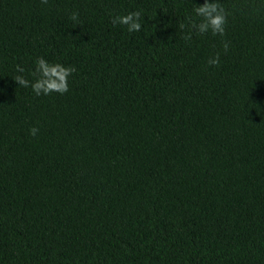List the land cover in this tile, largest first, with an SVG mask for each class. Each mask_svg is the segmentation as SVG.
I'll return each mask as SVG.
<instances>
[{
	"label": "trees",
	"instance_id": "1",
	"mask_svg": "<svg viewBox=\"0 0 264 264\" xmlns=\"http://www.w3.org/2000/svg\"><path fill=\"white\" fill-rule=\"evenodd\" d=\"M0 264H264V0H0Z\"/></svg>",
	"mask_w": 264,
	"mask_h": 264
}]
</instances>
